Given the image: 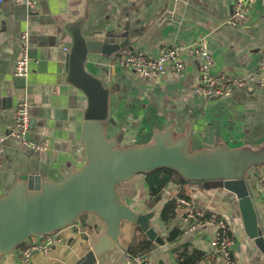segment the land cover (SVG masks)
I'll return each mask as SVG.
<instances>
[{"label":"crops","instance_id":"1","mask_svg":"<svg viewBox=\"0 0 264 264\" xmlns=\"http://www.w3.org/2000/svg\"><path fill=\"white\" fill-rule=\"evenodd\" d=\"M28 10L25 0L0 2V196L7 193L21 174L39 180L63 179L69 168L80 167L85 157L80 141L86 98L66 79L70 37L58 18L73 21L85 15L83 34L115 41L128 20L142 19L151 25L167 10L169 0H35ZM232 0H175L172 16L164 19L156 30L136 46L149 56H157L162 47L179 45L182 72H166L144 77L113 63L115 56L89 53L86 69L110 90L109 119L104 129L118 146L145 144L153 141V133L172 128L173 138L189 135L188 149H210L217 144L250 150L261 160L246 172L254 199L259 224L264 229V99L257 81L235 87L228 97H205L194 92L198 82L195 57L188 54L190 41L203 36L213 55L212 73L229 77H245L253 73L264 77L258 68L264 49V0H254L252 9L236 25L229 22ZM28 34L29 73L14 74V64L21 55L20 34ZM66 47V50L64 49ZM117 53V52H116ZM28 101L31 126L28 140L45 145L34 151L10 135L15 125V107ZM122 133V137L120 136ZM263 154V155H262ZM211 184L169 182L159 199L153 202L143 173L118 185L121 199L138 213L152 212L150 226L163 239V244L150 240L140 228L122 222L118 244L104 252L95 264H128L127 247L147 238L151 247L143 252L148 264H179L177 251L198 256L196 264H226L210 246L216 224L206 221L190 231L182 232L178 223L182 207L164 221L161 211L165 203L180 196L204 207L209 213L223 216L231 227V253L235 264H264V254L255 245L243 225L234 193ZM104 223L93 213H83L60 230L61 241L47 253L35 250L34 264H73L103 233ZM173 229L179 234L169 240ZM41 240V238H38ZM18 249L4 254L0 264H20Z\"/></svg>","mask_w":264,"mask_h":264},{"label":"water","instance_id":"2","mask_svg":"<svg viewBox=\"0 0 264 264\" xmlns=\"http://www.w3.org/2000/svg\"><path fill=\"white\" fill-rule=\"evenodd\" d=\"M174 3L169 0L167 10L149 26L141 24L142 19L128 20L115 41L85 36L84 14L70 22L57 19L70 37L66 79L86 98L80 136L85 161L80 167H70L59 181L21 174L0 196V261L27 238L62 230L83 213L95 214L105 229L73 264H95L104 252L114 249L122 222L137 225L150 240L163 244L149 223L153 213L133 210L121 199L117 187L138 173L164 167L190 183L206 188L215 183L234 193L244 229L264 254V229L246 176L249 168L262 161L261 155L223 144L190 151L189 135L173 138L171 127L155 131L150 143L122 147L104 129L103 123L109 119L110 90L86 69L88 54L111 56L121 48L145 42L164 19L172 16Z\"/></svg>","mask_w":264,"mask_h":264},{"label":"built area","instance_id":"3","mask_svg":"<svg viewBox=\"0 0 264 264\" xmlns=\"http://www.w3.org/2000/svg\"><path fill=\"white\" fill-rule=\"evenodd\" d=\"M2 0H0L1 2ZM35 0H25L28 10H33ZM254 0H232L229 22L233 25L238 24L247 18L252 9ZM21 55L14 64V74L18 77H27L29 73V54H28V34H20ZM66 50V47L64 48ZM183 48L179 45H167L161 48L157 56H149L141 50L135 48H121L114 56L113 63L125 67L144 77L160 76L166 72L178 75L184 68V63L179 54ZM188 54L195 57L198 67V82L194 87V92L205 97H228L235 87H243L250 82L257 81L259 95L264 99V77L255 78L253 73L245 77H229L226 73H212L213 55L207 47L203 36L190 41L186 46ZM259 69H264V49L261 59L258 63ZM31 126V115L28 101L25 98L20 99L15 107V125L10 135L18 139L25 147L34 150H45L43 144H36L28 140L26 134ZM4 136L0 134V158L2 154V141ZM264 185V177L261 178ZM175 203L182 207L183 212L180 217L178 228L180 231H190L197 225L211 221L216 224V230L209 241L213 251L220 255L226 264H235L231 253V227L227 220L215 213H209L206 208L195 204L184 196H176ZM41 238V240H38ZM23 247L18 250L20 264H34L32 253L39 250L47 253L56 243L61 241L60 230L44 235H33L27 238ZM128 264H148L144 253H138L134 256L127 255Z\"/></svg>","mask_w":264,"mask_h":264},{"label":"trees","instance_id":"4","mask_svg":"<svg viewBox=\"0 0 264 264\" xmlns=\"http://www.w3.org/2000/svg\"><path fill=\"white\" fill-rule=\"evenodd\" d=\"M145 176V182L148 186V191L151 195L153 202L159 199L163 188L169 183L183 184L188 182L182 176H180L175 170L170 168H157L150 172H142ZM182 196V191L179 192ZM176 208L175 199L168 200L162 208L161 217L164 221H168L173 216V210ZM179 234L178 230L173 229L169 235V240H172ZM26 241L18 245L21 248L25 245ZM151 241L147 238L141 239L138 242L131 243L127 247L129 256H134L138 253L147 252L151 247ZM176 258L179 264H196L198 256H192L186 251H177Z\"/></svg>","mask_w":264,"mask_h":264},{"label":"rangeland","instance_id":"5","mask_svg":"<svg viewBox=\"0 0 264 264\" xmlns=\"http://www.w3.org/2000/svg\"><path fill=\"white\" fill-rule=\"evenodd\" d=\"M103 125H104V123H103ZM120 136L122 137V133H120ZM119 138H120V137L118 136V137H117V140H119ZM128 146H130V145H128Z\"/></svg>","mask_w":264,"mask_h":264}]
</instances>
